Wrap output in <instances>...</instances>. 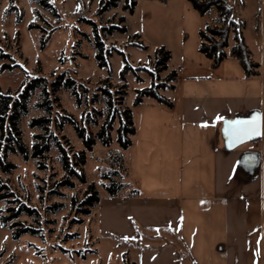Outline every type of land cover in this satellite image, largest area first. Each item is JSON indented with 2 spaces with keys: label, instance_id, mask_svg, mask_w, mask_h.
Returning a JSON list of instances; mask_svg holds the SVG:
<instances>
[{
  "label": "rangeland",
  "instance_id": "1",
  "mask_svg": "<svg viewBox=\"0 0 264 264\" xmlns=\"http://www.w3.org/2000/svg\"><path fill=\"white\" fill-rule=\"evenodd\" d=\"M47 1L51 7L40 0H0V47L10 56H0V89L3 92L16 95L30 79L43 76L51 81L57 74L66 72L78 86H87L88 91H82L79 106L70 90L62 88L57 93L60 107L56 109L64 108L93 135L107 118L106 103L97 90L106 78L110 80L112 90L124 85L125 93L114 95L119 108H133L137 89L150 86L152 81L163 84L159 91L170 96L174 79H170L169 74L173 64L168 61V68L158 70L154 65L155 51L162 45L169 49L167 45L177 41L178 27L183 23L177 13L183 10L180 2H173L175 8H172L151 0H137L131 12L124 9V2L121 1L118 6L99 13L102 0ZM229 2L237 20L245 22L243 34L246 42L254 52V58H259L262 48L260 34L264 31V0ZM121 18L124 20L121 21ZM213 18V11L207 13L205 23L213 24ZM31 24L38 27L31 28ZM120 26H124L125 30H120ZM97 40L103 42L108 65L99 64ZM230 42L233 43V34ZM125 59L131 69L122 77ZM4 63L14 66L3 69ZM78 88L81 90L80 86ZM40 92L41 87L33 91L28 112L20 121L23 140L30 153L34 135L42 132L30 124L32 118L44 115L43 110L36 106L42 100ZM96 92L99 93L98 102L92 104L88 100ZM119 96H122L121 100ZM118 126L119 117L115 113L111 143L104 145L98 140L92 150H86V163L82 165L86 181L73 178L74 187H56L66 174L57 149L53 148L47 155L45 169H40L37 160L31 156L24 159L20 154L9 153L8 160L16 167L9 173L0 169V176L19 196L41 211L43 230L42 235L26 233L14 239L12 229L0 220V264H125L127 254L136 253L133 245L128 246L115 236L100 235V202L92 207L89 215L76 211L72 204L73 197L78 202L83 199L90 183L98 189L100 200L112 197L104 187V183L109 182L102 177L105 173L125 184L118 195L124 194L133 185L128 183L127 178L126 149L117 142ZM63 134L68 138L71 150L85 149L73 125L66 124L59 133L60 136ZM115 170L117 173H114ZM40 186L44 192H41ZM54 188L61 194L51 193ZM54 203L62 204L55 212L48 208ZM7 206L6 200H0V216L1 211L6 213ZM16 220L38 226L31 216L22 215Z\"/></svg>",
  "mask_w": 264,
  "mask_h": 264
},
{
  "label": "crops",
  "instance_id": "2",
  "mask_svg": "<svg viewBox=\"0 0 264 264\" xmlns=\"http://www.w3.org/2000/svg\"><path fill=\"white\" fill-rule=\"evenodd\" d=\"M151 1L183 8L167 45L173 106L144 97L132 108L136 132L124 159L133 185L100 200L99 233L133 245L126 257L135 264H264V31L260 57L250 49L258 74L246 75L231 42L214 67L199 50L205 16L188 0ZM256 112L259 135L226 132V121Z\"/></svg>",
  "mask_w": 264,
  "mask_h": 264
},
{
  "label": "trees",
  "instance_id": "3",
  "mask_svg": "<svg viewBox=\"0 0 264 264\" xmlns=\"http://www.w3.org/2000/svg\"><path fill=\"white\" fill-rule=\"evenodd\" d=\"M121 1L124 2V9L133 12L137 0H102L99 13H103L111 7L118 6ZM188 1L202 16H205L211 11L214 12V18L212 19L214 23H205L199 30V50L212 60V65L214 67L218 66L227 57L228 53L226 49L230 45V36L233 34V45L230 48V55L236 57L240 61L246 75L251 76L258 74L260 63L254 60L253 53L244 38L243 28L245 27V22L234 19L233 7L229 0ZM40 2L47 7H51L47 0H40ZM123 20L124 18H121V21ZM30 27H38V25L31 24ZM118 28L120 30H125L124 26ZM96 46L98 48L96 57L100 66L108 65L104 55L103 42L97 40ZM0 56L2 58L10 57L9 53L5 52L1 47ZM170 57L171 52L169 49L164 45L158 47L155 51V67H157L158 70L168 68ZM125 62V67L122 70V77L131 69L126 59ZM13 66L12 64L4 63L2 67L6 69ZM176 74V71L172 70L169 74V78L174 79ZM79 86L81 90H79ZM79 86L71 75H68L66 72H61L51 81H48L47 78L43 76L30 79L16 95H13L12 92H3L0 89V169L3 172L9 173L16 167L13 162L8 160L9 153L20 154L24 159H28L31 156L37 160L40 169H45L47 164L44 160L47 159L49 152L55 148L59 152L60 161L66 172L65 176L56 183V187H74L75 181L73 178L85 182L86 178L82 170V165L86 163V150H92L98 140L104 145H109L111 143L115 113H117L119 117L117 142L123 149H127L131 145L132 135L136 132L132 108H119L114 101V95L118 96L119 94L123 95V93H125L123 90L124 85H121L122 88L120 87L112 90L110 80L106 78L103 80V84L101 83L98 86L97 90L100 91L106 103L107 118L95 135L88 131L85 126L80 125L79 121L72 114L67 113L64 108L61 110L56 109L60 107V98L57 93L62 88L70 90L77 104L80 106L82 91L87 92L88 87L83 84ZM163 86V84L152 81L150 86L137 89V95L133 102L134 106L139 105L144 97H151L159 103L172 107V101L159 91ZM40 87L42 100L37 102L36 106L43 110L44 115L32 118L30 124L32 127L40 128L42 132L34 135L35 141L32 144V152L30 153L27 144L23 140V131L20 127V121L28 112V103L33 91ZM98 94V92L94 93L88 101L92 104L97 103ZM119 98V100H121L122 96H119ZM66 124L73 125L79 138L83 141L85 149L81 151L71 150V146L65 134L62 136L59 135ZM114 173H117V170H115ZM102 177L106 181H109L108 183H104V187L109 194L116 195L124 188L125 184L123 182L113 180L110 178L109 174L105 173ZM40 189L41 192H44V188L40 186ZM51 193L61 194L57 188L51 190ZM2 199L7 201L8 206L4 211L6 212L5 214L1 211L0 220L3 225H9L12 229V237L14 239H18L26 233L42 235L43 221L41 220V211L19 196L17 192L13 190L9 182L3 180L0 176V200ZM99 202V191L94 183L88 184L82 200L78 202L75 197L72 199L73 208L85 215L91 214L92 207ZM61 205V203H54L48 206V208L55 212ZM22 215L34 217L38 226L16 220ZM77 220L79 222L82 221L81 219ZM125 259V264H135V262H130L127 257Z\"/></svg>",
  "mask_w": 264,
  "mask_h": 264
},
{
  "label": "snow or ice",
  "instance_id": "4",
  "mask_svg": "<svg viewBox=\"0 0 264 264\" xmlns=\"http://www.w3.org/2000/svg\"><path fill=\"white\" fill-rule=\"evenodd\" d=\"M222 119V117H217ZM226 132H230L235 138H249L260 134L261 113L256 112L246 119H235L226 121Z\"/></svg>",
  "mask_w": 264,
  "mask_h": 264
}]
</instances>
